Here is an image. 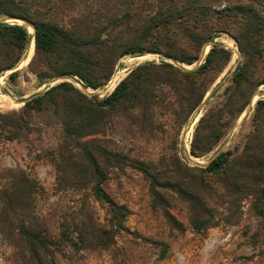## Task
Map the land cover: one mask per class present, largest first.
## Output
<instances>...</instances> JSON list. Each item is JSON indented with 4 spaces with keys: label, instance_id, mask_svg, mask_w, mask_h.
Here are the masks:
<instances>
[{
    "label": "trees",
    "instance_id": "16d2710c",
    "mask_svg": "<svg viewBox=\"0 0 264 264\" xmlns=\"http://www.w3.org/2000/svg\"><path fill=\"white\" fill-rule=\"evenodd\" d=\"M43 1L0 0L1 17H22L34 23L36 56L30 66L43 60V68L35 70L41 81L77 78L84 87L98 89L111 78L116 62L124 56L163 54L192 65L205 44L213 42L220 32L233 34L244 62L225 90L224 103L201 118L191 145L194 157L205 156L223 140L230 120L244 112L264 84V78L258 75V66L264 62L261 4L238 1L216 10L221 0H132L122 16L105 19L103 13H88L72 26L64 27L44 16ZM30 39L26 26L0 23V73L20 62ZM231 56V51L215 43L203 65L194 71L167 63H146L134 69L103 100L88 98L72 83L64 82L26 100L21 112L0 114V132L6 140H17L30 134L37 117L59 120L65 142L59 180L72 189L91 186L95 198L108 204L115 218L127 211L115 205L103 185L107 170L122 167L141 172L149 182L154 210L163 211L166 207L160 191L175 194L188 206L196 231L216 226L217 210L210 205L214 195L209 190V179L222 186L220 198L229 206L230 214L225 222H233L249 197L255 199L253 209L263 217L264 100L256 103L253 132L242 154L231 160L229 152L220 153L206 168L189 167L175 157L163 156L157 163L131 160L97 139L85 140L105 135L116 114L127 117L131 110H139L143 119H149L162 86L177 91L180 103L176 114L186 121L208 90L202 81L199 86L195 81L212 70L221 71ZM18 77L15 72L8 78L15 82ZM8 180L0 191V234L15 246L22 243L29 263L43 264V258L49 254L50 232L35 213L33 196L39 183L23 172H9Z\"/></svg>",
    "mask_w": 264,
    "mask_h": 264
},
{
    "label": "rangeland",
    "instance_id": "374dc122",
    "mask_svg": "<svg viewBox=\"0 0 264 264\" xmlns=\"http://www.w3.org/2000/svg\"><path fill=\"white\" fill-rule=\"evenodd\" d=\"M131 1L44 0L45 7L41 11L54 24L70 27L88 13H103L105 19L122 16ZM238 1L261 4L264 12V0H221L216 10ZM27 28L31 39L25 54L13 69L0 73V114L19 113L26 100L64 82L79 88L76 78L55 77L47 81L37 78L35 70L42 69L44 62L39 59L34 67L30 66L36 49L34 30ZM214 43L231 51V60L221 71L212 70L195 81L196 86L202 81L208 90L186 121L176 114L180 103L177 91L162 86L149 119H143L139 110H131L127 117L116 114L105 135L85 140L97 139L110 150L142 162L157 163L165 156L179 158L189 167L206 168L220 153L229 152L231 160L237 159L253 132L252 117L256 103L264 100V84L254 93L244 112L230 120L225 137L211 152L199 158L191 154L201 118L224 103L225 90L244 62L231 32H220L213 42L205 44L192 65L163 54L127 55L116 62L113 75L103 86L90 88L91 92L87 91L89 88L80 90L88 98L103 100L134 69L146 63H167L194 71L203 65ZM28 48L34 51L23 63ZM206 49L207 54L202 57ZM15 72L19 77L10 82L8 77ZM258 72L259 77L264 78V62L258 66ZM57 79L67 81L53 84ZM31 127L29 135L12 141L6 140L0 132V191L9 183V172H23L39 183L33 196L35 213L50 232L49 254L43 258V264H264V216H258L253 209V197L244 200L229 224L225 222L230 216L229 206L220 198L222 186L209 179V190L214 195L210 205L217 210L216 226L196 231L188 206L175 194L160 191L166 207L163 211L154 210L149 182L141 172L131 167L111 168L107 170L103 189L117 207L127 211L115 218L108 204L95 198L91 186L85 190L72 189L67 182L59 180L58 171L63 167L61 149L65 146L60 121L50 116L37 117ZM18 244L9 243L0 234V264H32L24 245Z\"/></svg>",
    "mask_w": 264,
    "mask_h": 264
},
{
    "label": "water",
    "instance_id": "95a60500",
    "mask_svg": "<svg viewBox=\"0 0 264 264\" xmlns=\"http://www.w3.org/2000/svg\"><path fill=\"white\" fill-rule=\"evenodd\" d=\"M0 23H3V24H19V25H25V26L33 27V29H34L33 39H34V44H35L36 28H35L33 22L30 21L29 19L22 18V17H8V16H5V17L0 18ZM206 54H207V49L205 51H203L202 57H204ZM29 56L30 55H29V49H28V55H27V58L25 59V61H27L30 58ZM76 80H77V78H76ZM64 81H67V80H65V79H57V80L54 81L53 84H57V83L59 84V83L64 82Z\"/></svg>",
    "mask_w": 264,
    "mask_h": 264
},
{
    "label": "bare ground",
    "instance_id": "6f19581e",
    "mask_svg": "<svg viewBox=\"0 0 264 264\" xmlns=\"http://www.w3.org/2000/svg\"><path fill=\"white\" fill-rule=\"evenodd\" d=\"M27 27H31V26H27ZM33 28V27H32ZM34 30V29H33ZM33 41H34V39H33ZM34 48H35V44H34ZM29 49V57H31L32 56V54H33V48H28ZM28 61V60H27ZM26 61H24L23 63H25ZM117 75V74H116ZM116 75L114 76V78H113V81H112V83L114 82V80H115V77H116ZM80 81V80H79ZM86 88V87H85ZM87 91H89V92H91V89L89 88Z\"/></svg>",
    "mask_w": 264,
    "mask_h": 264
},
{
    "label": "built area",
    "instance_id": "2783aa9c",
    "mask_svg": "<svg viewBox=\"0 0 264 264\" xmlns=\"http://www.w3.org/2000/svg\"><path fill=\"white\" fill-rule=\"evenodd\" d=\"M77 80H78V79H77ZM77 82H78V81H77ZM78 84H79V85H78L79 89L83 90V89L85 88V87L83 86L82 83H79V82H78Z\"/></svg>",
    "mask_w": 264,
    "mask_h": 264
}]
</instances>
